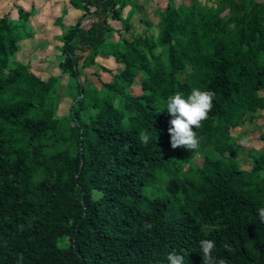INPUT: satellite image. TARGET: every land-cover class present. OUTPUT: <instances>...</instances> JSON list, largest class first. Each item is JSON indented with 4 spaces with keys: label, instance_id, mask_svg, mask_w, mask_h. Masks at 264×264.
<instances>
[{
    "label": "trees",
    "instance_id": "trees-1",
    "mask_svg": "<svg viewBox=\"0 0 264 264\" xmlns=\"http://www.w3.org/2000/svg\"><path fill=\"white\" fill-rule=\"evenodd\" d=\"M71 1L88 25L62 28L58 67L74 101L64 117L56 116L58 88L14 60L19 34L0 18V264H17L20 253L22 264H168L173 251L203 264L202 239L229 264H264V147L249 150L231 134L264 109V0H167L157 37L115 42L107 18L122 19L128 6L129 29L138 0ZM101 50L123 66L115 76L122 89L131 82L124 70L144 69L142 105L112 83L93 94L81 86L80 67H97ZM193 88L215 93L208 119L193 127L201 146L173 149L167 99ZM241 151L250 169L237 161ZM198 153L190 182L179 179Z\"/></svg>",
    "mask_w": 264,
    "mask_h": 264
},
{
    "label": "rangeland",
    "instance_id": "rangeland-1",
    "mask_svg": "<svg viewBox=\"0 0 264 264\" xmlns=\"http://www.w3.org/2000/svg\"><path fill=\"white\" fill-rule=\"evenodd\" d=\"M193 1V0H192ZM202 3L212 4V0H200ZM138 3H141L142 8L138 13L134 15L133 24L129 29H126L123 22L119 23V30L117 32L118 37L123 36L125 38H131L132 35H140V34H146L147 32L152 37H157V35L160 34L158 22L159 20L164 16L165 7L167 4V0H138ZM191 0H174V6H180L181 4L190 5ZM193 3V2H192ZM194 7V5H193ZM127 8L125 9V11ZM140 15L145 16L144 23L138 22L137 18H139ZM210 17L213 22H217L219 20V17H216L213 14H210ZM87 23V21L85 22ZM116 34L113 33V36L109 38L107 36L108 41L111 39L114 42L118 38ZM110 40V42H111ZM104 48V47H103ZM87 54V52H85ZM103 54V55H101ZM99 56L108 57V54L101 50ZM81 64V61L79 62V66ZM104 65H98L96 66H82L80 67V72H78V79L83 88H86L89 93L93 94V90L97 91H103L104 90V84L112 83L114 86H117V82L115 80V76H118L119 73H121L124 69L123 66L116 63H111V61H107V63H103ZM52 68V67H49ZM53 69H49V71H52ZM43 73L41 75H34L36 78H38L41 81L42 85L51 87L55 89L58 88L59 97L58 102L56 104V116L57 117H64L68 116L70 114V110L74 105V101L72 98L66 97L64 94L65 92V84L67 82V76L63 75L62 80L56 84L55 82H51V77H57L44 73V70H42ZM14 75V74H13ZM145 76L144 69H139L138 73L134 75L128 68L124 70L122 77L125 80L131 81L130 85L128 87H125L122 89V87L117 86L119 90H125L126 92L130 93L133 97L137 98V103L139 105L143 104V101L140 100L141 90L139 87V80ZM6 77V76H5ZM16 77V76H15ZM7 78V77H6ZM232 136L237 138V144L239 146H243L247 149H254L259 150L261 147V134L264 136V109L259 111L256 114V118L254 119V122L246 123L243 127H237L231 131ZM243 141V142H242ZM245 152L241 151L239 152V155L237 156V161L242 165L243 168L250 169V165L245 161ZM202 162V154L198 153L192 161L185 165L183 168L177 170L176 174L179 179L186 181L187 183L190 182V174L201 165ZM147 174L151 175L150 173ZM225 180V179H224ZM227 180V178H226ZM162 183V182H160ZM160 189L162 188V185H158ZM93 192H95L94 189H92ZM63 246H67V243L63 244Z\"/></svg>",
    "mask_w": 264,
    "mask_h": 264
},
{
    "label": "crops",
    "instance_id": "crops-1",
    "mask_svg": "<svg viewBox=\"0 0 264 264\" xmlns=\"http://www.w3.org/2000/svg\"><path fill=\"white\" fill-rule=\"evenodd\" d=\"M139 5L141 6V3ZM78 7L71 0H0V18H3L11 29L16 30L19 34L18 37H15L14 60L20 65L26 66L33 75H41L44 70L48 76H60L62 80V76L66 75L61 74L58 67L62 59V28L74 26L78 22L83 27L88 25L85 23V19L82 20L83 12ZM129 9L127 6L122 10V19L120 20L107 18L108 26L116 30L114 34L117 37L119 23L123 22L126 25L124 19ZM23 14H27V20L23 27H17L18 20ZM133 20H131L132 24ZM112 36L113 34L109 38ZM114 39L110 40L114 41ZM107 61L115 63L110 56L101 58L98 55L95 58L98 65H104L103 63H107ZM118 65V67L121 66V64ZM49 69L53 70L49 71ZM263 147L262 141L259 150Z\"/></svg>",
    "mask_w": 264,
    "mask_h": 264
},
{
    "label": "clouds",
    "instance_id": "clouds-1",
    "mask_svg": "<svg viewBox=\"0 0 264 264\" xmlns=\"http://www.w3.org/2000/svg\"><path fill=\"white\" fill-rule=\"evenodd\" d=\"M214 96L213 91L193 88L186 98L181 92H176L168 97L166 111L172 117L169 121L168 133L170 135V145L173 149L183 147L189 151L199 150L202 138L197 136V132L193 131V127L199 129L202 122L208 119V115L213 108ZM139 140L142 145H148L150 134L147 131L141 132ZM102 195V193L98 194V198ZM257 214L259 221L264 223V207L257 209ZM23 227V225H19L21 231ZM143 227L145 230H149L153 225L145 222ZM199 247L203 255V264H229L226 258H217L213 255L216 247L215 241L202 239L199 241ZM224 248L228 252H234L229 244H225ZM23 260V254H18L17 264H22ZM167 261L168 264H185V257L173 251L167 255Z\"/></svg>",
    "mask_w": 264,
    "mask_h": 264
}]
</instances>
